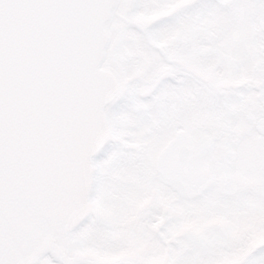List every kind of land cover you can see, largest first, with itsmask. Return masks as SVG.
<instances>
[{
    "label": "rangeland",
    "instance_id": "374dc122",
    "mask_svg": "<svg viewBox=\"0 0 264 264\" xmlns=\"http://www.w3.org/2000/svg\"><path fill=\"white\" fill-rule=\"evenodd\" d=\"M248 3L121 5L109 62L126 84L109 106L93 212L68 235L86 258L264 264V85L234 83L252 65Z\"/></svg>",
    "mask_w": 264,
    "mask_h": 264
},
{
    "label": "water",
    "instance_id": "95a60500",
    "mask_svg": "<svg viewBox=\"0 0 264 264\" xmlns=\"http://www.w3.org/2000/svg\"><path fill=\"white\" fill-rule=\"evenodd\" d=\"M120 2L0 0V264H35L92 212Z\"/></svg>",
    "mask_w": 264,
    "mask_h": 264
},
{
    "label": "flooded vegetation",
    "instance_id": "af4514ba",
    "mask_svg": "<svg viewBox=\"0 0 264 264\" xmlns=\"http://www.w3.org/2000/svg\"><path fill=\"white\" fill-rule=\"evenodd\" d=\"M249 14V34L252 39L251 50V66L247 73L250 76H245V82L241 83L240 79H235L234 83L239 86L246 85L252 79L256 81V89H262L264 85V76L260 80H256L254 72L257 74H264V0H249L248 3ZM119 19V17H118ZM119 35L122 33V28L118 24ZM118 44V42H117ZM163 53V52H162ZM164 54V53H163ZM248 59V58H247ZM249 63V61H248ZM120 70V69H119ZM122 75V71L120 70ZM123 77V75H122ZM124 79V77H123ZM124 80V85H125ZM89 258H86V252L82 250L75 241H71L66 237L60 242L56 248L46 253L35 264H108V260H104L103 256L97 252L91 251L88 253Z\"/></svg>",
    "mask_w": 264,
    "mask_h": 264
}]
</instances>
